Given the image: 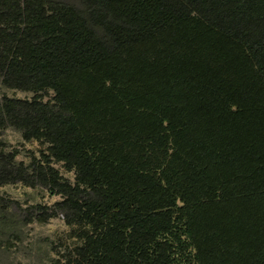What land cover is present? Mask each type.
Here are the masks:
<instances>
[{
	"label": "trees",
	"instance_id": "16d2710c",
	"mask_svg": "<svg viewBox=\"0 0 264 264\" xmlns=\"http://www.w3.org/2000/svg\"><path fill=\"white\" fill-rule=\"evenodd\" d=\"M79 1L0 0L1 84L36 94L0 131L47 144L0 146V188L61 197L55 264H264V0Z\"/></svg>",
	"mask_w": 264,
	"mask_h": 264
},
{
	"label": "rangeland",
	"instance_id": "374dc122",
	"mask_svg": "<svg viewBox=\"0 0 264 264\" xmlns=\"http://www.w3.org/2000/svg\"><path fill=\"white\" fill-rule=\"evenodd\" d=\"M55 1L81 7L79 0ZM35 95L6 89L0 79V98L31 100ZM40 95L44 102H53L52 91ZM0 146L5 152H19L16 162L24 165H28L33 157L39 158L47 149V144L24 141L21 132L14 128L0 131ZM53 166L64 178L75 183L74 172H67L60 163ZM60 200V196L51 194L48 188L40 185L31 187L17 182L0 188V264H55L63 260V256L78 243L63 215L59 213L45 223L36 220L37 206L50 212Z\"/></svg>",
	"mask_w": 264,
	"mask_h": 264
}]
</instances>
